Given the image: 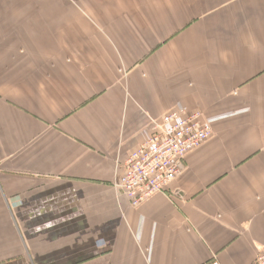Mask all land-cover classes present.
<instances>
[{
	"label": "crops",
	"instance_id": "1",
	"mask_svg": "<svg viewBox=\"0 0 264 264\" xmlns=\"http://www.w3.org/2000/svg\"><path fill=\"white\" fill-rule=\"evenodd\" d=\"M128 2L0 7V264H251L264 249V0ZM179 107L214 134L134 207L124 163Z\"/></svg>",
	"mask_w": 264,
	"mask_h": 264
},
{
	"label": "built area",
	"instance_id": "2",
	"mask_svg": "<svg viewBox=\"0 0 264 264\" xmlns=\"http://www.w3.org/2000/svg\"><path fill=\"white\" fill-rule=\"evenodd\" d=\"M214 134L201 112L185 107L169 111L153 120L150 135L124 163V173L116 182L132 206L139 207L157 193H165L184 168L187 154ZM209 264H221L217 259ZM251 264H264V249Z\"/></svg>",
	"mask_w": 264,
	"mask_h": 264
},
{
	"label": "rangeland",
	"instance_id": "3",
	"mask_svg": "<svg viewBox=\"0 0 264 264\" xmlns=\"http://www.w3.org/2000/svg\"><path fill=\"white\" fill-rule=\"evenodd\" d=\"M129 0H0V7H15L25 9L36 8H81V7H99L107 8L123 6L125 3H129ZM12 3L10 6L8 4ZM66 18H71L67 16Z\"/></svg>",
	"mask_w": 264,
	"mask_h": 264
}]
</instances>
